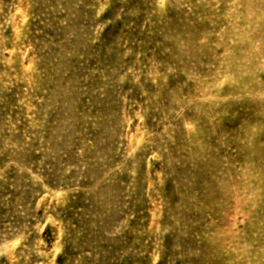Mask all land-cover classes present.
<instances>
[{"label":"rangeland","instance_id":"rangeland-1","mask_svg":"<svg viewBox=\"0 0 264 264\" xmlns=\"http://www.w3.org/2000/svg\"><path fill=\"white\" fill-rule=\"evenodd\" d=\"M0 264H264V0H0Z\"/></svg>","mask_w":264,"mask_h":264}]
</instances>
